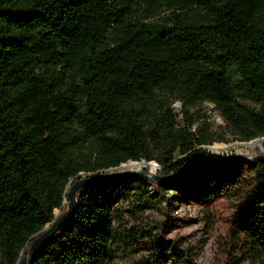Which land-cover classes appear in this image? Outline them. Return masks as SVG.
Instances as JSON below:
<instances>
[{
  "label": "trees",
  "instance_id": "trees-1",
  "mask_svg": "<svg viewBox=\"0 0 264 264\" xmlns=\"http://www.w3.org/2000/svg\"><path fill=\"white\" fill-rule=\"evenodd\" d=\"M174 100L186 116L213 103L240 141L264 137V0H0V264L20 263L82 172L156 161L179 178L82 187L30 264H116L149 232L123 225L113 200L124 187L151 184L168 203V190L228 165H249L264 186V159L201 160L198 146L227 140L181 125ZM233 235L244 256L232 264H264V209L250 204ZM153 247L136 264H162L167 245Z\"/></svg>",
  "mask_w": 264,
  "mask_h": 264
},
{
  "label": "rangeland",
  "instance_id": "rangeland-1",
  "mask_svg": "<svg viewBox=\"0 0 264 264\" xmlns=\"http://www.w3.org/2000/svg\"><path fill=\"white\" fill-rule=\"evenodd\" d=\"M173 107L181 125H191L192 130L209 138L225 137L227 140L198 146L206 149L204 157L237 160L241 159L237 157L264 154V137L256 139L261 141L258 145L246 146L252 141L238 140L213 103H198L189 109L188 116L182 111L181 101L174 100ZM121 165L100 172L114 175L147 168L145 171L163 176L159 164H155L156 167L145 164L138 169L123 168ZM81 175L84 177L91 173L82 172ZM192 184L198 189L168 190L166 196L171 198L168 203L148 183H143L147 190L133 185L115 193L113 201L123 212V225L128 230H149L145 236L134 234L129 243L121 245L116 264H136L143 256L151 255L156 239H162L167 245L162 264H232V258L244 256L241 249L237 251L242 238L234 237L233 231L241 224L242 212L250 204L257 203V207L264 209V186L259 183L254 171L249 165L240 168L228 165L218 170L211 169L201 178H195ZM67 188L70 190L71 186ZM141 199L150 201V205L130 212ZM67 206L56 209V217ZM184 258L189 263H185ZM240 264H249V260Z\"/></svg>",
  "mask_w": 264,
  "mask_h": 264
},
{
  "label": "water",
  "instance_id": "water-1",
  "mask_svg": "<svg viewBox=\"0 0 264 264\" xmlns=\"http://www.w3.org/2000/svg\"><path fill=\"white\" fill-rule=\"evenodd\" d=\"M241 158L245 161H256L259 159H264V154L263 155H258L255 157H237ZM201 160H212V161H218V162H223V163H230L234 159H224V158H219V157H204ZM155 164L158 165L156 161H154ZM127 176H143L145 178H150L156 181H169L175 178H179V176L176 177H164L161 175H158L156 173H153L152 171H145V170H135V171H126L124 173L120 174H114L110 175L107 177H88L84 176L77 181H75L72 185L70 190L67 193V199L66 201L68 202L67 209L61 213L58 217L55 215V219L48 223L43 231L36 237L34 238L30 244L27 246L23 253V257L20 260L19 264H30L40 253V251L47 245V243L50 241V239L60 230V228L67 222V220L73 215L75 212L77 206H78V191L82 187L90 184L91 182L95 180H101V179H115V178H122V177H127Z\"/></svg>",
  "mask_w": 264,
  "mask_h": 264
},
{
  "label": "bare ground",
  "instance_id": "bare-ground-1",
  "mask_svg": "<svg viewBox=\"0 0 264 264\" xmlns=\"http://www.w3.org/2000/svg\"><path fill=\"white\" fill-rule=\"evenodd\" d=\"M258 139V138H256ZM254 139L255 141L251 140L252 142L250 143H247L246 146L248 147H254L256 145H258L261 141L260 140H256ZM214 147H217V146H214ZM153 162V163H152ZM145 164H152V167H156L154 161H151V162H145V161H129L128 163H124L121 165V167L123 168H135V169H138V168H141L143 165Z\"/></svg>",
  "mask_w": 264,
  "mask_h": 264
}]
</instances>
